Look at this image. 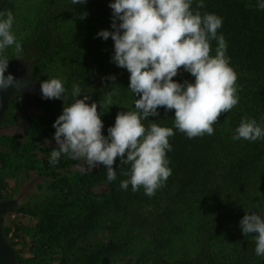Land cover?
<instances>
[{
  "label": "trees",
  "instance_id": "obj_1",
  "mask_svg": "<svg viewBox=\"0 0 264 264\" xmlns=\"http://www.w3.org/2000/svg\"><path fill=\"white\" fill-rule=\"evenodd\" d=\"M43 1L44 9L30 21L28 37L23 43L27 45L39 39L47 48L56 42L59 54L71 67L75 82L101 88L103 91L101 96H97L98 100H104V95L112 93L115 104L109 108L111 117L115 111L133 109L135 96L128 89L130 73L111 62L114 55L111 37L105 41L96 35L102 29L114 30L111 28L110 0H86L83 5H73L71 0ZM249 1L252 7L242 0H204L205 6L199 9L194 0L192 5L194 11L215 13L223 18L218 34L225 37L227 55L237 73L239 103L229 112L221 113L213 125L214 134L190 139L174 130L175 135L169 138L172 151L167 153L172 174L152 197L144 194L143 187L136 192L132 191L131 185L127 190L120 188V181L128 179L126 173L130 165H122L119 157L112 166L117 171L115 181L107 180L106 167L102 164L93 172H76L65 180H58L44 199L27 206V209L19 208L21 212L36 216L37 223L30 232L34 239L30 257H17L14 264H49L53 248L61 255L57 264H95L114 249L134 255L144 264L200 263L202 260L199 258L189 259L182 235L189 238L192 245L203 242L201 240L212 246L221 241L230 243L238 240L242 247L235 257L241 258V254L247 257L239 264H264V256L255 254L254 236L258 234L245 235L239 224L246 213L264 215V140L234 141L231 138L243 117L264 123V9L258 7L257 0ZM11 2L0 0V7ZM44 20L49 21L55 33L43 26ZM42 30L50 35L39 33ZM59 34L61 38H58ZM62 34L66 35L63 37ZM211 44L210 54L214 55L217 42L212 41ZM113 76L114 80L111 79ZM194 79L183 66L173 77L181 83L185 80L194 82ZM58 100L49 99L42 103L31 97L10 95L7 105L38 104L42 113L33 120V126L44 136L48 131H55L53 123L62 114L61 106L55 104ZM158 112L159 116L148 119L171 127L175 110L165 114L164 108L160 107ZM151 121L144 123L147 125ZM68 163L60 159L53 166L45 160L43 167L53 170ZM25 164L16 166H34ZM99 180L105 181L109 187L108 195L100 198L89 190L92 183ZM136 210L158 212L152 222L140 224L143 231L154 229L148 235L149 241L143 240L147 238L144 235L142 240L129 239L130 245H127L126 241L119 243L113 238L107 245H82L77 249L78 240L96 227L100 217L105 215L110 221L107 229L112 234L122 233L121 227L135 225ZM205 253L210 260L225 255L210 251L209 247ZM221 260L223 264L236 262L233 256Z\"/></svg>",
  "mask_w": 264,
  "mask_h": 264
},
{
  "label": "clouds",
  "instance_id": "obj_2",
  "mask_svg": "<svg viewBox=\"0 0 264 264\" xmlns=\"http://www.w3.org/2000/svg\"><path fill=\"white\" fill-rule=\"evenodd\" d=\"M203 8L204 0H196ZM73 5H83L86 0H71ZM194 0H110L114 30L102 29L96 35L114 41L111 57L117 67L129 73V88L135 96L134 108L119 112L107 135L102 133L104 123L98 104L73 85V102L63 108L53 123L57 147L50 152L49 163L55 166L62 155L72 159L84 158L89 167L102 164L107 180L117 179L113 169L116 158L122 165H130L128 179L120 181V188L133 192L141 187L148 197L155 195L172 174L167 153L172 151L169 138L178 130L188 138L213 135V125L221 113L229 112L240 100L237 73L227 55V42L218 34L223 18L215 13L193 10ZM264 9V0H257ZM86 15V13H85ZM15 16L11 10H0V90L14 85L12 74L5 76L9 57L6 49L14 46L16 58H22L23 47L13 30ZM212 41H216L215 54ZM183 66L194 82L173 80ZM115 79V77H111ZM45 99H63L65 82L56 77L40 84ZM138 97V98H136ZM112 93L100 101L102 112L114 105ZM165 114L175 110L171 127L162 126L148 118L159 116L158 108ZM145 121H151L147 125ZM232 140L255 142L264 140V123L243 117L234 130ZM126 154V156H125ZM245 235H255V254L264 256V215L246 213L239 222Z\"/></svg>",
  "mask_w": 264,
  "mask_h": 264
},
{
  "label": "rangeland",
  "instance_id": "obj_3",
  "mask_svg": "<svg viewBox=\"0 0 264 264\" xmlns=\"http://www.w3.org/2000/svg\"><path fill=\"white\" fill-rule=\"evenodd\" d=\"M242 1L247 3L249 7H252L249 0ZM10 2L11 4L6 7H0V10H11L13 12L15 16L13 30L17 39L22 44L23 56L22 58H16L14 46L6 49L5 55L10 58L7 70L19 68L21 75L28 84L22 91L12 92L7 96L4 111L0 118V204H11L3 215L1 232L13 249L15 263L17 257H23L25 259L30 257L29 250L32 245V240L34 241L30 232L34 230V226L37 223L36 216L23 211L21 212L19 208H26L44 199L51 193L52 185H56L58 180H65L66 177L76 172H93L101 164L92 168L87 165L84 158L72 159L67 155H62L60 159L67 160L69 162L67 166L53 170L44 169L45 160L48 161L50 159V152L57 147L54 139L55 131H48L44 136L37 133L33 126V120L42 113L40 106L36 103H13V105H7L9 96L31 97L42 103L46 100L49 101V99L43 98L40 84L48 78L56 77L65 82L67 91L64 100L59 99V102L55 104L61 106L60 109L70 105L73 102L71 95L73 85H79L83 93L77 99L83 98V95L86 94L91 97V100L88 101L89 104L92 101L98 104L97 111L98 113H102L101 119L104 123V128L102 129L103 134H107L108 127L114 125L116 116L120 111H115L112 117L110 116L111 111L109 109L107 110L105 108L106 112H102L99 104L103 99L98 100L97 96H101L103 90L93 87L90 83L89 85L74 81L70 72L71 67L67 63V60L63 59L64 56L59 54L60 52L58 51L56 42L47 48H44L45 44L39 39H34L28 42L27 45L23 43L24 39L28 37V25L30 21L33 18L35 19L38 13L44 9L43 0H10ZM43 26L47 27L48 31H53L48 20L43 21ZM39 33L50 35V33L44 30ZM65 35L62 34L63 37ZM58 38H61L60 34ZM30 163L34 166H16L21 164L27 166ZM89 190L95 197L99 198L107 196L109 193V187L103 180L92 183ZM136 211L135 225L128 228L121 227L122 229L120 230H123L122 233L114 232L115 234H112L107 229V224L110 221L105 215L100 217L96 227L85 234L82 240H78L76 245L77 249H80L82 245H107L113 238H116L117 241L119 240V243L126 241L127 245H130L128 243L129 239L131 241L142 240V237H145L144 235L147 238L143 240L149 241L150 237L148 235L152 234L154 229L149 228L143 231L140 224L152 222L158 216V212ZM145 219H147L146 222H144ZM182 237L186 240L185 244L189 259L199 258L200 261L202 260L200 263L194 262L192 264H217L216 261H218V264H223L221 259L232 258V256L233 260H236L234 264H239V262L242 263L247 258L244 254L240 255L241 258L235 257V255L237 256L240 253L239 251L242 247L240 245L242 243L238 240L230 243L221 241L217 246H212V244L206 243L205 240H201L203 242L192 245L188 242L190 241L189 238L185 237V235H182ZM208 247L210 251H218L221 255L222 253L225 255L220 256V258L214 257L213 260H210L205 253ZM52 250L53 254H51L49 264H57L59 263L61 255L58 250L55 251L54 248ZM245 254L248 255V253ZM250 262L251 260L248 259V263ZM95 264H144V262L138 260L134 255L123 254L120 249H114L110 255H104L102 261L95 262Z\"/></svg>",
  "mask_w": 264,
  "mask_h": 264
},
{
  "label": "water",
  "instance_id": "obj_4",
  "mask_svg": "<svg viewBox=\"0 0 264 264\" xmlns=\"http://www.w3.org/2000/svg\"><path fill=\"white\" fill-rule=\"evenodd\" d=\"M12 74L14 77V85L9 86L6 90H0V118L3 114L7 96L16 91H22L27 82L21 75L19 68H12L5 72V76ZM11 204H0V264H13L14 263V252L11 246L6 241L3 233L1 232V221L6 209L10 207Z\"/></svg>",
  "mask_w": 264,
  "mask_h": 264
}]
</instances>
